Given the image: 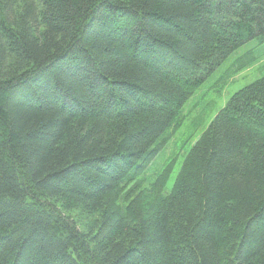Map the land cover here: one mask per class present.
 Listing matches in <instances>:
<instances>
[{
  "label": "trees",
  "instance_id": "trees-1",
  "mask_svg": "<svg viewBox=\"0 0 264 264\" xmlns=\"http://www.w3.org/2000/svg\"><path fill=\"white\" fill-rule=\"evenodd\" d=\"M264 0H0V264H264V77L142 174Z\"/></svg>",
  "mask_w": 264,
  "mask_h": 264
},
{
  "label": "rangeland",
  "instance_id": "rangeland-1",
  "mask_svg": "<svg viewBox=\"0 0 264 264\" xmlns=\"http://www.w3.org/2000/svg\"><path fill=\"white\" fill-rule=\"evenodd\" d=\"M264 77V42L251 40L231 54L198 87L181 110L182 126L155 155L142 174L150 183L166 166L171 165L164 194H168L184 157L208 127L215 115L241 89Z\"/></svg>",
  "mask_w": 264,
  "mask_h": 264
}]
</instances>
